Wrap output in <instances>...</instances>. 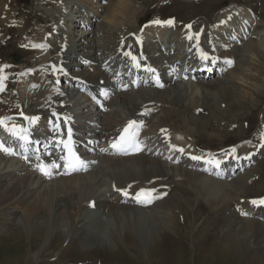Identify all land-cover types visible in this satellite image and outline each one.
<instances>
[{"label":"rangeland","instance_id":"rangeland-1","mask_svg":"<svg viewBox=\"0 0 264 264\" xmlns=\"http://www.w3.org/2000/svg\"><path fill=\"white\" fill-rule=\"evenodd\" d=\"M45 1L48 5L43 4ZM47 1L49 0H5V2L2 3L0 0V13L2 10H6L5 13L9 14L8 17H12V15L17 16L12 20L13 26L8 31H5L4 36H6V45H2L0 48L1 60L13 62V55H17V59L20 60L21 64L26 65L28 63V65H33L47 59V55L44 53L38 54L34 51H25L21 46L25 42L28 44L29 40L33 41V37H38L36 40H41L43 32L49 31L51 27L54 26L56 22L55 18L59 17V13L57 11V6H52V4L49 5ZM105 1H107V4H103L102 23L97 22V25L94 27L95 31L98 29V33L94 36L95 45L98 43L97 45L101 46L100 50L96 52L97 55L105 52V46L114 49L115 45L113 40L116 39V36L120 35L123 29H135L137 21L140 23L146 18H152L154 16L165 17L174 15L178 20L192 19L194 24L201 23L203 26H205V20L208 18V20L212 22L206 24V26L209 27L215 20L223 17L229 4L249 6L256 13L258 29L264 30V0L261 3V9L258 0H129L131 6L127 8L124 7L120 15H111V13L114 12L118 0ZM126 1L127 0H125L124 6L128 5ZM5 3L9 4V8L6 6L4 7ZM21 3L24 4L19 5ZM16 5L17 7H15ZM68 6L66 5V9H69ZM259 11L260 15L258 14ZM66 14L68 13H61L60 17H64L68 23L71 20V16ZM107 16L108 18L106 20L105 18ZM112 17L114 21L110 22L109 19ZM105 20L106 22H104ZM22 21L24 24L21 26ZM4 29L5 28L1 25V39V33L4 32ZM80 32L81 31H76L77 34H81ZM259 40L260 38L258 39V37L250 38V41L255 43ZM55 51L50 53L48 58L53 55ZM256 51L262 53L263 57H260V61L256 58L254 59V64L251 65L253 68L250 69L249 72L243 73V75L246 76L243 81L241 79L243 76L240 78L237 74V72H241L239 69L240 56H244L243 54H245L243 46L240 49H233V51L230 52V54L237 57L238 66L236 65V67L239 68L232 73H230L232 71L230 70L226 75L220 77L221 80L226 79L230 81L227 84L229 87L228 95L226 94L227 98L211 96L207 100L208 104H205L210 107V109H207L212 112L211 114L220 115L213 123V127L210 124V121L211 123L214 121V119L211 120V115L205 117L204 120L192 117L189 107H187L186 104L179 106L177 108L178 112L176 111L175 114L171 115V118H169L170 120L168 119L167 122L173 123L175 128L187 129L189 131L193 130L190 134L201 136L198 138L200 139L201 146L204 148H219L225 144V142L221 140L229 130L221 125L222 118L226 121L225 124L228 125L229 123L237 122L236 117L240 116V121H238L239 136L234 137L230 143H235L239 139H249L255 131H261L264 128V51L258 47ZM79 52L87 53L88 50L83 49ZM105 54L107 53L105 52ZM50 58L53 59V57ZM73 59L72 57L71 60L74 61ZM244 63L246 64V62ZM178 86H182V84L173 85L167 88L166 91L170 92L173 87ZM29 95L31 100L38 101L36 96H32V94ZM113 98L116 99V96ZM115 101L120 103L119 99ZM222 103H224L223 106ZM30 108H32V104ZM115 110L124 111L121 105L115 108ZM157 114V118L162 116V112ZM102 117L107 124L108 118L106 114ZM200 122L202 125L206 126L204 129L198 128L196 123ZM161 124V126L168 125L164 124L163 121H161ZM195 124L196 128H194ZM185 138L186 136L183 138L184 141L189 142ZM204 152L209 153V150H204ZM3 160L5 161V167L1 170L8 169V171H11L12 168H16V162L14 160ZM163 163L165 164L163 167L164 173H166V175L168 173L171 177L168 178L166 175H160L163 179L166 177L168 179L165 181L162 179L160 182L157 181L156 184H169L171 186L159 190L164 193L162 195V202L155 205H158L156 211L164 212L165 216L163 218L161 217L162 219L159 218L158 223L155 221L152 222L154 232L152 231L148 234H146L143 228L139 231L137 228L138 226L129 220H118L113 217L111 218L112 221L109 226H105V228L103 227V229L100 230L96 228L87 231L85 229L86 227L82 226V223L78 219L72 224L70 218L72 216L76 218L74 215H77L79 212L70 210V206H68V209L65 208V210L62 208L61 215L55 219H52L49 213H45V211L40 209L36 212L39 215L33 217V219L25 220L22 215L24 206L21 209H4L1 206L10 204L16 199L28 197L26 201H30L28 204L30 207L38 205L37 202L43 204V199L48 196L44 195V198H41L44 187L41 185L37 187L34 186L35 188L33 190L32 180L30 183L31 190H28L24 183L21 186L22 188L15 190L13 188L15 185H10V182L3 183L1 180L5 177L0 178L1 183H3L0 185V222L4 219L5 227L9 228V230L4 233L0 231V264H75L77 261L91 259L95 255L105 256V262H110L112 264H264V245L262 246V244H264V238L257 242L248 238H246V240H239L234 234L236 226L241 225L240 220L250 219L235 218L232 217V215L225 214L227 213L226 211L235 210L234 207H231V202L229 208L226 210L221 209L222 201L225 198H228L226 199L227 201H232L231 199H233L237 203L239 196H246L251 192L260 191V189H258V183H255L249 188L246 186V182H248L250 177L254 178V176H261L264 178V161L258 164L256 169L248 172L244 177L240 176L230 183H228L229 181L227 180L223 183L220 182V184L224 186L223 191L225 193L222 198L216 195L212 197L207 196L202 193L203 191L200 190V188L188 184L186 181L184 183L183 178L180 177L178 173L184 171L193 173L195 172L193 169L190 168L186 170L181 167L176 168V166H168L165 161H163ZM1 165H3V162ZM96 168H98V166H96ZM99 169L103 172L93 171V173L83 175V178H85L87 182L89 180L95 183L99 182L98 180L103 177L110 183H115L111 177H108L111 176L112 173H107L105 165L102 167L99 166ZM25 171L28 172V169L25 168ZM198 173L201 179H208V177H205L202 173ZM175 176L180 177L178 183H180L182 187L176 185L175 187L173 186L174 184H170ZM57 180L59 179H56V181ZM215 181L217 180L215 179ZM255 181H258V178ZM148 183H152V181H148ZM53 184L56 185L57 182ZM54 185L48 189L47 187L45 188L48 194H50L48 200L51 208L54 205L52 201L55 199L51 194L52 190L54 194H58L57 198L61 199V196L64 194V192L62 194L59 193V189H57L58 193H56L57 191H55ZM107 187L106 184H103V188ZM98 188H102L100 187V183L95 185V189ZM21 190L26 192L25 196L21 197V194H18L15 197L13 195V198L11 197L12 192ZM75 192L77 196L81 198L79 190H75ZM31 195H34V197H30ZM91 195L92 193L90 191L86 194L87 197ZM28 205L26 207H28ZM79 205H75L73 208L79 207ZM155 205L144 210L127 205H121V207L137 209L141 213L144 211L146 213L151 212ZM12 211H16L20 216L16 218L14 215H10ZM83 212L84 211H82V213ZM63 213L68 215H64ZM60 216L61 218L67 217L61 219ZM230 217L233 219L231 220ZM84 219L86 221L88 220L87 217ZM229 225H231V232L228 233L226 229L229 228ZM245 226L247 227L244 233L250 234L251 227L248 225ZM85 234L86 236H84ZM146 235H149L148 239H146ZM253 236L255 235L253 234Z\"/></svg>","mask_w":264,"mask_h":264},{"label":"bare ground","instance_id":"bare-ground-1","mask_svg":"<svg viewBox=\"0 0 264 264\" xmlns=\"http://www.w3.org/2000/svg\"><path fill=\"white\" fill-rule=\"evenodd\" d=\"M99 2H101V0H64V1L62 0L61 3L59 5H57V11L59 13V15H58L59 17L56 18L57 19L56 28L58 29V32L56 35H52V39H54V38L62 39V36L67 37V39H68L67 51H68L69 55H72L73 52L82 51L83 49H87L88 50L87 53H84V52H82V53L91 56L89 58H91L93 60L99 59L100 62H103L105 60L104 58H106V57H108V55L112 54L111 50L109 49V46H105L104 51L107 52V56L102 58L101 55L100 56L96 55V52L98 50H100V48H101L100 45H97L98 43L95 45L96 42L94 41V36H95V34L98 33L97 32L98 29L96 31L93 30L92 32L87 31V30L86 31L81 30L80 35L76 33V31H78L79 29H76V30L74 29L76 27V25L74 24V22H75L74 17H76V16H80V18L81 17H88L90 13H93L94 17H97L99 19V22L102 21V19H103L102 13L99 12L98 10L104 9V6ZM126 2H128V5L124 6L125 0H118V2H116L117 4H116V7L114 9V12L111 13V15H120V13L123 11L124 7L127 8V7L131 6V4L129 3V0H127ZM43 4L48 5L46 3V1L43 2ZM66 5L67 6L69 5L68 6L69 9H66ZM74 11H77V12H74ZM1 13L5 14V11L2 10ZM61 13H68L66 15L71 16L70 22L67 23V21L64 19V17H60ZM107 18H108V16L105 19L107 20ZM252 18H253V11H251V9L248 6H238V7L232 6V7H230V11L228 13H226L221 19H219L216 26H214L215 32H217L218 34H221L220 36H217V38H215V44L216 45L223 44V40H222L223 37L229 38L230 36H233V35L236 36L238 38V40L234 41L233 39H231L229 41L230 44L233 41L238 42L239 45H241L243 43L241 46H243V50H244L245 54H243L244 56H242V55L240 56V61H239L240 62L239 67L240 68L236 67V65L238 64V63H236L237 57H232L231 60L232 61L234 60L236 65L234 63L233 69L230 72V73H232L235 70H237V68H239L241 70V72H237V74L240 78L243 76V78H241L242 81H243V79L246 78V76L243 75V73L249 72L250 69L253 68L251 65L254 64V59L256 58V59H258V61H260V57H263V54L258 53L256 51V48L258 47V48L262 49V51H264V30H256L257 29L256 26H253V25H255V23L251 22ZM106 20L104 22H106ZM109 21L110 22L114 21V18L113 17L110 18ZM157 25L158 24L155 23L154 27L145 28L144 35L146 38L149 37V35L152 33V30L156 31L157 36H159V35L162 36L164 34L165 28H163V26L157 27ZM245 26L250 28L249 32L240 31V30L244 29ZM137 28H138V26L136 27V25H135V29H137ZM133 30L134 29H131V28L130 29H123L122 33L120 35L116 36V39L113 40V42L114 43L116 42V44H120L119 40L122 37V35L130 32V31H133ZM208 32H210V31L208 29H206L203 36H206L208 34ZM90 33H92L93 35H92V37L88 38V36H90ZM43 34H44V32H43ZM43 34H42V36H43ZM174 36H175V34H171L167 37L168 43H167V48L165 50H162L160 48V43H155V42H150V44L147 46V49L149 50L151 48V46H154L153 43H155L156 49L152 51L154 54H155V52L159 51L160 55L163 58H172V57L167 56V55L165 56L166 51H169L171 49L172 45H175V46H185L186 45L183 42L182 36H181V38L174 37ZM254 36L256 38L258 37V39L260 38V40L257 41L256 43L251 42L249 39V38L254 37ZM77 37H79V39H77ZM247 37H249V38L246 41L247 42L246 43L245 40ZM81 39L87 41V44L86 45L80 44L79 41ZM150 39L152 40V37H150ZM62 40H64V39H62ZM163 43H165V42H163ZM116 48H117V46H116ZM206 50L207 49L204 47V45H202L200 48V53L205 54ZM153 55H152V57H153ZM188 58H191V55H188ZM151 59L154 62L158 63V60H154V58H151ZM165 60H168V59H165ZM168 62H171V60H168ZM224 62L230 63L231 61L229 59V60L224 61ZM244 62H246V64ZM159 63L163 64L161 66H165L164 64H166L165 61L163 63L161 61H159ZM227 65L230 66L229 64H227ZM227 70H229V69H227ZM101 72L102 71L99 68H97L94 70V73H86V72H84V73H85V75L89 76L91 79H94L95 81H97L99 78H102L103 74ZM225 80H223V79L221 80L220 78H218V79H215L213 81L207 80V81H198L195 83L194 82L183 83L182 86L173 87L170 92H167L166 91L167 88H166L164 90L144 89V90H137V91L130 92V93L118 94V95H116V99H119L120 103L116 102L115 101L116 99H114V98H113L114 100L111 99L110 107H109L108 112L106 114L108 121L106 124L104 119H103L102 123H104L103 127L104 126L105 127L104 128L102 127L101 132L105 133V135L111 133L113 131V129H115L114 127H116L119 124L124 123L125 119L137 117V112L141 111L142 109H145V111H148L153 116H154V114H156V111L162 112V116L159 117L158 119H156L157 121L151 122V126H150L151 130H153V129L158 130V128L163 127V126H161L162 125L161 121H163L164 124H166L167 120L169 118H171V115H173V113L176 112L177 108L179 106H181L182 104H186L187 107H189L193 110L199 111V113H200L202 111V108L204 107V105L207 103V100L211 96H217L218 98H223V97H226V94L228 95L229 87L227 84L230 81H228V80L225 81ZM28 89H30V86ZM30 93L32 94V96H36L38 99L41 98V101L44 104H46L45 102H47V101H49L48 103H50L52 101V99H53V102H56L58 105H59V102H63V106L59 105V108H61L63 111L68 112L72 115H73L72 112H74L76 115L75 117L77 119L82 118L83 120H86V119H90V118L94 117V115H93L94 113H91L88 111H87L88 113H86L84 115L83 111H81V105H80L81 103L78 100V98L75 97L74 95L72 96L70 94V95H66L65 97L55 96L53 90L50 89L49 80H46V81L41 80L39 83L38 89H36L34 91L31 90ZM36 103H37V101H36ZM120 105H121L122 109H124V111H122V112L115 110V108H117ZM38 108H39V110L43 109L41 107H38ZM79 112H82V114H80ZM108 116H110V117H108ZM201 122L196 123V124L198 125V128L204 129L206 126L202 125ZM196 124H195L194 128H196ZM191 131L193 132V130H190L189 132H187L188 135H192V134H190ZM196 132H198V131H196ZM105 135L103 134V136H105ZM258 143L259 142H257L254 146H252L251 150L255 151L256 145ZM254 147H255V149H253ZM185 149H186L185 154H198V152L189 150L187 147ZM258 152L259 153L261 152L260 154L264 155V145L262 146V148ZM257 154L258 153H256V155ZM173 155L174 154H170V153L167 154V156H173ZM200 155L202 156V154H200ZM232 155H235L236 158L243 157V159L240 161H243V160L245 161V160L249 159V156L247 155V153L244 155L240 151H236V152L232 153L231 156ZM3 159L4 158L0 157V178L6 177L5 172L8 171V169L1 170V169H4V167H5L4 166L5 161ZM172 159H174V158H172ZM9 160H14V159H9ZM7 161H8V159H7ZM14 161L16 162V168L15 167L12 168L11 172L21 168L18 161H16V159ZM248 161H249L248 163L251 162L250 160H248ZM2 162H3V165H1ZM29 164L30 163L27 162V164L24 163L22 165L23 166H29ZM103 165H105V168H106L105 170L107 171V173L108 172L112 173V175L108 176V177H111L115 181V183L112 184V182H111V184L116 185L117 187L125 186L124 190L136 189L137 187L142 186L145 183L146 184H152V186L158 185V184H156L158 179L162 178L160 175H166V173H164V171H163V167L165 166L163 161H160L158 158H151L148 154H140V155L131 156V157H129V156L128 157H115V156L114 157H105V156H103V157L99 158V160L97 162V166L102 167ZM189 166H192V165H189ZM192 167L204 170L202 167H200L198 165H193ZM32 168L35 169L33 167V165H31V169ZM22 169H25V168L23 167ZM95 169H96V167H95ZM93 171L94 170H92L91 172H87L84 175H88L90 173H93ZM102 172L100 171V173H102ZM27 174H28V177L31 176V173L29 171L28 172L25 171V174H23V175H15L13 178L10 179V185H15L13 188L15 190H19V188H22L21 186L24 183L25 186L29 190L30 189V183L32 180L25 178V177H21V176H26ZM178 175L183 178L184 183L186 181L188 184H191L197 188H200V190L203 191L202 193H204L207 196L212 197V196L216 195V196H221L220 198H222L223 195H225V193L223 191L224 186L222 184H220V182L212 179L211 177H208V179L207 178L201 179L199 177V175H200L199 173H196V172L191 173L190 171L179 172ZM205 177H207V176H205ZM98 181L99 182L93 183L92 181L88 180V182H87V180H85V178H83V175H75V176L73 175V176H69V177H60L59 180H57V181H51V182L49 181V182H45V183L40 182L38 179L33 180L32 189L34 190V188H35L34 186L37 187L38 185H41L44 187L41 198H44V195H46V196L48 195V196L43 199V204H40L37 202L38 205H36L34 207H30L29 205H28V207H25L24 212L22 214L23 218L25 220L33 219V217L39 215L36 212L38 210L42 209L43 211H45V213H49L52 219H55L59 215H61V212H62L61 209L62 208H64V210H65V208L68 209V206H70L72 208L69 207V209L73 210L74 209L73 207L75 205L78 206L82 201L87 202L88 199L89 200L90 199H99V197L106 198L108 193H109V189L104 190L103 195H99L98 193L100 192L101 189H99V188L95 189V185H98V183H100V187H102L103 184H106L108 186V185H110V182L103 177H102V179H99ZM134 181H138L139 183L134 184ZM148 181H152V183H148ZM56 182H57V184L54 185L53 183H56ZM153 184H155V185H153ZM52 185L55 186V191H57V189H59L60 190L59 193L62 194L64 192V194L61 196V199H60V198H57L58 194H54L53 190H52L51 194H52V196L55 197V199H53V201H52V202H54V205L51 208V205L49 204V200H48L50 194H48V191L45 190V188L47 187V189H48ZM88 189L92 193V195L89 197L86 196V194L89 192ZM121 189H123V188H121ZM75 190L76 191L79 190V194H80L81 198H79L77 196V193L75 192ZM140 192L142 193L141 195H146L147 199L150 198V196H149V195H151L150 192H144V193L142 191H140ZM56 193H58V191ZM18 194H21V197H22V196L26 195V192L23 190L17 191V192H12L11 197L13 195L15 197ZM31 194H33V193H31ZM226 199H228V198H225L222 201L221 209L226 210L227 208H229V204L231 202L230 205H231V207H234L235 210H233V211L231 210L232 212L227 211L228 212L227 215H232V217L237 218L238 215L236 214V212L239 211V208L234 206L236 203H233L232 201H227ZM140 202H144V201H140ZM255 202H253L254 204L253 203L250 204V208L254 213L256 212V215L251 213L250 216H254L255 218L256 217L260 218L258 216V212L261 210V208L264 204L261 203L260 201L258 203H255ZM157 206L155 205L154 209H152L151 212L145 213V211H144L141 213L137 209L122 208L120 206V204H117V202H114V203L109 204V208H108L106 213H105V210L107 209V207H105L104 210H101L99 213L93 212L94 213L93 214L92 212L86 210L84 207L79 205V207H75V209H77L76 212H79L78 213L79 215L78 214L74 215V216H76V218H74L72 216L70 218V221H72V224H74L76 219H78L82 223V226L86 227L85 229L87 231H91V230H94L96 228L98 230H100V229H103V227L105 228V226L106 227L109 226L111 224V221H112L111 218L112 217L114 219H118V220L126 219V220L131 221L132 223H135L138 226L137 228L139 229V231L141 228H143L145 230L146 234H148V233H151L153 231L152 222L155 221L158 223L159 222L158 219L161 217L163 218L165 216L164 212L162 213V212L156 211ZM50 208H51V210H50ZM133 208H136V207H133ZM82 211H84V212L82 213ZM65 212H67V211H65ZM76 212H75V214H76ZM89 213H91L92 215ZM103 213L105 214V217L100 218L103 215ZM46 215H48V214H46ZM64 215H68V214H64ZM244 215H246V213H244ZM50 216L48 215V217H50ZM66 217H63V218L65 219ZM85 217L88 218L87 221L84 219ZM232 217H230L231 220L233 219ZM60 218H61V216H60ZM63 218H61V219H63ZM240 222H241V225L236 226L235 233H234L239 240L240 239L246 240V238H248L250 240L252 239V240H255L257 242V241H261V239L264 238V223H260L258 221H254L251 219L250 220L242 219V220H240ZM245 225H248L249 227H251L250 234L244 233V230L247 227ZM134 228H136V227H134ZM226 230L228 231V233L231 232V225H229V228H227ZM253 234L255 236H253ZM84 236H86V234ZM99 237H100V235H99ZM145 237H146V239H148L149 235H146ZM263 245L264 244H262V246Z\"/></svg>","mask_w":264,"mask_h":264}]
</instances>
